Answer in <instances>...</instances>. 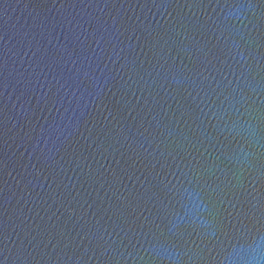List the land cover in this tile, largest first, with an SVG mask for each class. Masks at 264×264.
Here are the masks:
<instances>
[{"label":"water","instance_id":"obj_1","mask_svg":"<svg viewBox=\"0 0 264 264\" xmlns=\"http://www.w3.org/2000/svg\"><path fill=\"white\" fill-rule=\"evenodd\" d=\"M0 264H264V0H0Z\"/></svg>","mask_w":264,"mask_h":264}]
</instances>
